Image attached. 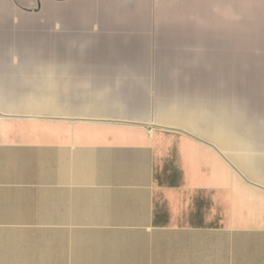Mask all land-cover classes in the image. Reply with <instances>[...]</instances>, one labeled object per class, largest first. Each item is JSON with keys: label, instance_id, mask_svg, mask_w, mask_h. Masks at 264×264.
Returning a JSON list of instances; mask_svg holds the SVG:
<instances>
[{"label": "crops", "instance_id": "0c3cea01", "mask_svg": "<svg viewBox=\"0 0 264 264\" xmlns=\"http://www.w3.org/2000/svg\"><path fill=\"white\" fill-rule=\"evenodd\" d=\"M49 6L62 63L0 60V264H264V0H0V43ZM176 63L231 143L142 120Z\"/></svg>", "mask_w": 264, "mask_h": 264}, {"label": "rangeland", "instance_id": "374dc122", "mask_svg": "<svg viewBox=\"0 0 264 264\" xmlns=\"http://www.w3.org/2000/svg\"><path fill=\"white\" fill-rule=\"evenodd\" d=\"M6 38L0 43L2 63H62L61 50L56 46L55 7L49 6V18L40 22L34 16L19 23L7 22ZM41 38L42 44L39 43ZM85 36H81L79 63H89L88 53L84 48ZM66 63V60H64ZM175 91L164 97L160 86V97L149 103V115L143 116L145 123L153 125L161 112H187L199 122L196 130L187 131L197 138L214 145L212 139L202 131L214 128L209 118L217 111L216 101V63H176ZM156 95V93L154 92ZM242 120V119H241Z\"/></svg>", "mask_w": 264, "mask_h": 264}, {"label": "bare ground", "instance_id": "6f19581e", "mask_svg": "<svg viewBox=\"0 0 264 264\" xmlns=\"http://www.w3.org/2000/svg\"><path fill=\"white\" fill-rule=\"evenodd\" d=\"M208 120L211 121V123L214 125V128L202 131L203 134H205L210 139H212L215 143H218V144H222L226 146L227 144L231 143V141L233 140L231 133L226 131L227 127L222 126V124L226 123V120L222 119V117H218L216 114L213 117L209 118ZM198 122L199 120L190 113H187V112H170L169 113L165 111L158 115V119H156L155 122H153V125L179 128L185 131H189V130L194 131L196 130L198 126ZM219 124H220V127L218 126Z\"/></svg>", "mask_w": 264, "mask_h": 264}]
</instances>
